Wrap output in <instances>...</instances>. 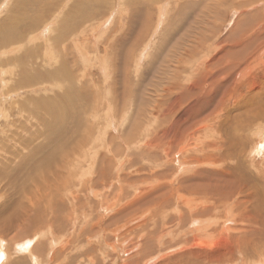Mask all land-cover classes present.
Here are the masks:
<instances>
[{
	"label": "bare ground",
	"instance_id": "6f19581e",
	"mask_svg": "<svg viewBox=\"0 0 264 264\" xmlns=\"http://www.w3.org/2000/svg\"><path fill=\"white\" fill-rule=\"evenodd\" d=\"M20 1L17 4L15 1L11 3L9 9L14 5L13 10L4 17L9 18L8 22L4 23L3 18L0 20V50L16 46L20 52L8 61H0V74L4 77L2 83L12 89L8 92L14 90L17 93L21 92V88L29 91L38 89L34 87L36 82L44 85L43 89L48 88L47 84L51 83L52 95L28 96L25 102L11 107L12 112L5 113L4 116L11 119L4 129H0V153L3 156H0V182L3 184L0 187L3 188L5 184L14 185L16 178L14 176L12 181L9 174H17L21 179L16 199L11 197L10 202L7 201L9 208L16 206L21 211L17 213L13 209L8 212L7 207L1 212L0 218L7 214L8 220L1 222L0 235L13 227L11 225L18 214L23 215L22 219L30 220L35 231L31 235L19 237L21 239L18 241L13 240L15 235L11 236L9 240L14 244V252L21 253V257L11 259L8 256L6 259L5 252L1 250L0 261L7 260L1 264H264V159L249 167L244 166L241 159L248 152L259 156L261 151L257 150L261 146L264 150V131L256 135L255 141L260 145L250 142L248 146L255 129L264 123V27L259 32H254L263 21L251 24L252 22L248 23L251 16H244L236 22L237 26L243 21L244 26L233 28L227 36L218 38L213 46L202 50L199 45L204 42V29L200 28L199 22L207 10L199 14L194 3L191 6L186 4L185 6L190 7L184 19L190 17L200 24L192 28L196 35L195 38H190L194 40L188 39V43L183 45L175 44L171 60L163 64L157 74L158 80L150 83L151 86L143 94L142 84L146 81L143 80L144 76L149 72L150 63L155 61L150 58L148 67L139 73L138 67L148 46V42L145 43L144 40L133 59V69L139 70V75L135 74L137 77L130 81L131 86L123 85L121 92H125V97L132 94L136 100L126 98L129 104L123 103L117 108L116 100H108L106 104L102 102L107 98L103 93L110 94L118 88L114 71H111V58L105 59L106 70L102 80L90 79L92 84L99 87V91L91 89V94L86 96L84 86L76 90V86L72 85L73 78L80 83L85 79V70L95 64L93 60L98 61L88 45L82 42L85 37L81 41L72 32L79 25L73 30V23H65L66 19L63 17L59 31L51 29L52 33L55 32L54 35L46 39L40 37L39 40H42L39 42L27 30L24 33L16 31L17 36L11 37L9 29L22 27L21 24L15 25V22L19 24L16 8ZM125 3L122 12L127 10ZM6 4L7 0H0V13ZM161 5L163 4L160 2L159 7ZM158 14L160 13L157 12ZM41 27L40 33H43L45 27ZM88 32L86 30L85 33ZM89 35H92V31ZM156 50L151 57L160 58L162 50L160 47ZM70 59L76 68L73 78L72 66L69 69ZM79 60L85 61L86 65L83 67ZM101 62L103 60L98 64ZM50 64L55 68L48 70ZM129 72L125 71V74ZM245 74H248L247 78L239 81L238 78ZM70 89V93L65 96L64 92ZM93 99H97L92 109L95 120L87 121L86 124L90 133L97 132L95 139L100 137L105 143L111 144L112 131L116 129V125H120L118 128L122 132L125 127L135 124L131 122V115L137 102L144 105V111L140 110L143 121L139 124L142 135L139 133V141L133 144H140L144 152L148 149L146 146L153 148L150 143L155 140L161 142L171 134L167 129L160 135L153 124L173 118L175 114L178 115L172 122L179 127L181 134L177 137L175 132L170 138L176 139V142L187 143L191 136H195L198 125L201 124L202 127L207 121L213 122L215 129L208 132L212 136L211 140H206L207 136L199 140L194 138L200 152V156L192 157L196 169L175 186L169 182L176 178V168L168 170L165 162L157 165L165 169H160L153 176L166 177L167 180L159 181L141 198L124 205L112 218L102 221L101 215L93 223L81 224L74 235L66 236L64 231L67 223L64 224L60 214L56 215L53 211L57 207L53 205L52 198L57 191L66 190L70 203L73 200L71 211L74 210L75 201L77 203L79 200L73 188L75 185L85 184L83 177L86 173V152L84 154L83 149L86 147V137L85 134L78 133L81 119L75 117L80 115L76 105L89 107ZM138 99L142 101H137ZM59 102L60 113H56L53 109L57 108ZM109 106L113 115L105 113ZM214 113L217 114L216 117ZM227 114L230 125L225 127L226 133L223 134L216 130L224 127ZM89 118L87 117L88 120ZM190 127L194 128L191 135L188 132L182 137L183 130ZM123 139L127 142V139ZM143 139H146L145 144ZM94 142L89 149L93 155L95 150H100L99 144ZM67 147L70 148V153L66 150ZM186 147L184 145L183 150ZM97 154L101 161L105 160L104 154ZM4 158L8 161L2 162ZM176 161L179 159L172 160L173 163ZM230 163L235 169L225 174ZM13 164L11 170L9 167ZM214 164H224L227 169L221 171L204 167ZM237 170L240 172L237 173ZM244 179L257 180V185L244 192ZM186 201L190 203L189 206ZM106 202L100 203V208L104 211L108 206ZM45 209L46 212L42 211ZM124 214L132 219H145L132 228L131 235L119 236L116 232L102 236L111 229L118 230L120 226L116 224L119 216Z\"/></svg>",
	"mask_w": 264,
	"mask_h": 264
},
{
	"label": "rangeland",
	"instance_id": "374dc122",
	"mask_svg": "<svg viewBox=\"0 0 264 264\" xmlns=\"http://www.w3.org/2000/svg\"><path fill=\"white\" fill-rule=\"evenodd\" d=\"M13 1H15V3L17 4L19 0H7L6 7H4L5 9L3 10V12L0 13V20L3 18L4 23L8 22L9 20L8 17L6 19L4 17L12 12V7L14 5L11 7V9H9V7ZM215 1L216 0H21L16 8V19H18L19 24L15 22V25L19 26L21 24L22 27L16 29H9V32L12 33L11 37H14L17 36V34L15 33L16 31L24 33L25 30H27L28 32H30V34L33 33L36 41L39 42L40 40H42H39L40 37L46 39L49 36L54 35L55 32L52 33L51 29L53 31L54 29H57V32L59 31V24L63 17L64 19H66L65 23H73V25H71V28L73 30L74 27L79 25V28L72 32L75 33L74 35H76V38L81 41L82 38L85 37L83 39L85 41L82 42L88 45L89 49L98 61H96V59L95 61L93 60L95 64H93L89 69L85 70V79H83L80 83H77L75 78H73L75 77L76 68H74L70 59L69 69L72 66L73 70L72 81L74 84L72 85L76 86V90L78 89V87L84 86L83 92L86 96H89L91 94V92L89 91L91 89H94V91H99V87L91 83V78H94V81L97 78L102 80L106 70L105 59L109 57V59L111 58V71H114L113 75L116 76L115 84L117 83L116 86L118 88L116 87L117 91L113 93H103L107 98L105 97L106 100L104 99L102 100V102L106 104V101L108 100H116V107L119 108L122 106L123 103L129 104V102L126 101V98H129L132 101L136 100L134 96L132 97V94L127 95L125 97V92L124 94L121 93L123 90V85L131 86L130 81H132L134 77L136 78L139 75V70V73H141L143 69L148 67L147 62L151 58L155 61L153 63H150L151 67L149 69H151V71L148 69L149 72H146V75L143 79L146 81H143L144 83L142 84V87L144 88H142L143 94L144 92L146 93L147 89H149L147 87L151 86L149 84L155 83V81L158 80L157 74H159L163 64L165 65L167 60H171V57L173 56L172 49L175 44L178 43L183 45L188 43V39L194 40L193 38H195L196 34L193 33V26L201 24L200 28L204 29V42L199 45V48H201L202 50L209 46H213L217 42L216 40H218V38L220 39L227 36V34H229V32L233 28H236L237 26H244L243 21L236 26V22L239 19L244 18V16H251V18L248 19V23L252 22L251 24L263 21L261 24H259L258 27L254 29L255 33L259 32L264 27V19H262V16H264V0H219L218 2ZM124 2H126L125 6L127 7V10L122 12V9H124L122 8ZM160 2L163 4L161 5V7H159ZM193 3L195 4L199 14H201L204 10H207L204 17L200 20V24L195 23V21H193L194 19H191L190 17L184 19L186 15H188L189 7ZM186 4L190 6L187 7L185 6ZM117 10L118 12H116ZM157 12H159L160 14L157 15ZM195 18L197 19L198 16ZM42 25H44L45 30L43 33H40L43 28L41 27ZM82 29H84V31H81ZM86 30H89V32L85 33ZM91 31L92 35H89ZM144 40L145 43L148 42V46L145 49L146 54L142 58L141 65L138 67L139 70L134 71V53H136L137 49L140 47ZM158 47H160L162 50L160 58L151 57L155 53V51L157 52L156 49ZM18 52L19 50L16 49V46L10 47V49H1L0 53H3L4 55L0 54V61H8L12 59L20 53ZM101 60H103V62L98 64V62ZM81 62L79 60V64L84 67V65H86V62L82 60ZM91 63L92 62H90L89 66L91 65ZM57 66L58 64H56V67ZM54 68L55 67L52 64L47 67L48 70H52ZM254 69H252V71ZM128 70L130 72L126 75L125 71L128 72ZM167 72L168 68L165 75H167ZM135 74H137V76H135ZM247 76L248 74L242 75L238 78V80L242 81L246 79ZM153 79L155 80L153 81ZM2 82H4V77L1 75L0 129H4L7 122L11 119V117H4L5 113L12 112L11 107L17 106L20 102H25L28 99V96H40L41 94L49 96L52 95L50 90L51 83L48 82H45L48 83V88L46 89H43L44 85H41L40 82H36L34 87H38V89L34 88V91H29L22 90L23 88H21L20 93H17L14 90L8 92L12 89L10 88V86H7ZM70 91L71 89L64 92L65 96L70 93ZM59 92H61V90H59ZM137 101L142 100L138 99ZM95 103H97V99H93L92 101H90L89 107L85 106L83 108L79 105H76L80 115H75V117H79L78 119H81V122L83 123L82 124L81 122H79L81 127H79L80 130L78 131V133L80 135L85 134L86 137L84 138V143H86V147L83 149V153L85 154L86 152V173L83 177V180H85V184L83 185L85 186L80 184L78 186L75 185L73 188L75 189L74 191L78 194L79 200L77 203L75 201L74 210L71 211L70 207L72 206L71 203L73 202V200L70 203L69 193H67L66 190L61 189L60 191H57L53 195L54 197L52 198L53 205H55L59 209V212L57 211V208L53 209V211L56 212V215L60 214L61 221L62 219L63 221H65V223L62 221L64 224L67 223V225L65 226L66 229L64 231V234L66 236L74 235L75 231L78 229L79 226H81V224L85 222L93 223L97 221L98 218L101 217V215H103L101 217L103 218L102 221H104V219L112 218L113 215L115 216V214L119 212L121 208L124 207V205L134 201V199L141 198L144 194L151 190L153 186L157 185L159 181L161 182L163 180H167L165 179L166 177L157 178L153 176L155 172L160 171V169H165V167H167L168 170L172 171L174 168H176V171H174V174L176 175L174 177L176 178H173L172 182H169L170 185L175 186L179 180L186 177V175L189 174L192 170L196 169L194 168L195 166L193 164L194 162L192 161V157L200 156V152L197 150V143L195 142L196 139L194 138L196 137L197 140H199L203 139V136H207L206 140H211L212 136L211 134H209V131L215 129V125L213 124V122L207 121V124L202 125V127L201 124L198 125L200 129L198 127L196 128L195 136H191L187 143L182 144L180 141L176 142V139L170 138L175 132L177 134V137H179V134H181L179 127L174 126L173 123L174 118L178 115L175 114L176 116L174 115L175 117L173 118L170 117L166 121L162 122L161 120V122L153 124V128H155L156 131L160 132V135L167 129V132H170L171 134L169 136L164 137L163 141L161 142L159 140H155L154 142L150 143L149 145H152L153 148L146 146V149H148L147 151L145 150L146 152H144L142 151L143 147L140 144H133L136 141H139L138 138L142 135V128L141 126H139V124H141V121H143V113H141L140 110L144 105L140 102H137V104H135L133 107L134 111L131 115V117H133L131 118V122L135 124H131L130 126L125 127L122 132L119 130L120 125H116V129L112 131L113 137L110 144L103 142V140H100V137L95 139V134L97 132L90 133L91 131L88 130V124H86V122L90 120H95L94 115L92 114V109L95 106ZM60 105V102L57 103V108L54 106L55 109H53V111H55L56 113H60ZM141 111H144V109H142ZM138 112L139 114H137ZM105 113L106 115H113V113H110V106L109 109L105 111ZM215 114L216 113H214L213 115L215 116ZM231 114H233V112H231ZM91 115L93 116L89 118V116ZM47 116L51 117L49 115ZM87 117L89 118V120L87 119ZM137 117L140 119H138ZM229 125L230 118L229 114H227V121L223 123L224 127L216 131L222 132L224 134L226 133L225 127H229ZM258 126L259 127L255 129L254 134L250 137V140L248 141V146L250 142L254 145L256 144L257 146L260 145V143L255 140L257 139L256 135H258L259 133H263L261 131H264V123H261ZM187 129L183 130L184 132L182 133V137H184L185 133L189 132V134L191 135V133L194 131L193 127ZM197 136H199V138ZM123 138H125V140L127 139V142H124ZM93 142L98 143L100 146V150H95L94 155L92 154L91 150L89 151L91 147L90 145L93 144ZM143 142L145 144L146 139H143ZM184 145L187 146V149L185 150H183ZM261 147L263 148V146ZM262 148H258L257 151H261V154L257 157L254 154L250 155L249 152L247 156L246 154H243L241 159L244 163V166L249 167V165L253 166L256 163L261 162L264 159V150ZM66 150L70 153L69 147H67ZM148 150H151V153ZM96 152L100 153L101 156L104 154L105 160L102 159L101 161V158ZM69 153H67L68 156H70ZM0 156H2V153H0ZM239 156H241V152ZM174 159H179V161L173 163L172 160ZM5 161L8 160H5L4 158V161L2 162ZM164 162L166 163L165 167L157 166ZM13 167L14 164L9 168L12 170ZM204 167L211 168L212 170L217 169L221 171L227 169L224 164H214L212 166L204 165ZM233 169L235 168L230 163L228 165V169L225 171V174H227L228 171ZM240 169L242 172V168ZM236 172L239 173L240 171L237 170ZM9 175L10 177H12L10 178L12 181L14 179L13 177L15 176L16 181L13 182L14 185L5 184L3 188L0 187L2 188L0 190V214L2 211L4 212V210L8 207L7 201L10 202L9 199L11 197H15L14 199H16L15 194L18 195L17 192L19 190L18 187L21 179L18 178L17 174ZM0 184L3 185L2 182H0ZM255 184L257 185V180L248 181L247 179H244L242 184L244 187H241L242 190L246 192L247 190L250 191L254 189L253 185ZM22 192L23 191H20V193ZM101 202L107 203V210L104 211L100 208ZM187 202L188 201H186V203ZM187 204H185V206H189L190 203ZM7 209H9L8 212L13 209V211H16L17 213H20L21 211V208L16 209V206L10 208L8 207ZM47 209L42 211L46 212ZM48 210L50 211V209ZM34 212L35 211L33 210L32 213ZM18 215V218L14 219L15 222H13V225H11L13 227L9 228V230L5 231L4 234L0 235V251L2 250L5 252V256H7L5 257L6 259L8 258V256L11 259L16 256L21 257V253L19 254L16 251L14 252V248L12 247L14 246V244L9 240L11 236L15 235L13 240L18 241L24 235H31L35 233L34 227L30 223V220H26V218L22 219L23 215ZM7 217L8 216L6 214L5 216H3V218H0V224H2L1 222L3 221H7ZM144 219L145 218L132 219L128 216V214L121 215L119 216L118 223L116 224L119 225L120 228L118 230L111 229L109 232L106 231V234L103 233L102 236H105L107 234L113 235L116 234V232L119 236H123L124 234L131 235L133 230L132 228L136 224L142 222ZM6 259H2L3 261L1 260L0 264L4 263L5 261L7 262ZM29 264L31 263L29 262Z\"/></svg>",
	"mask_w": 264,
	"mask_h": 264
}]
</instances>
